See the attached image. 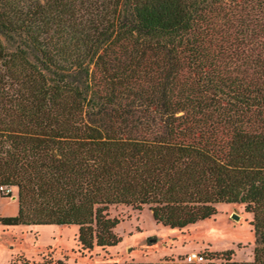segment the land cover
<instances>
[{
    "label": "trees",
    "instance_id": "1",
    "mask_svg": "<svg viewBox=\"0 0 264 264\" xmlns=\"http://www.w3.org/2000/svg\"><path fill=\"white\" fill-rule=\"evenodd\" d=\"M0 187V223L86 251L121 241L116 205L184 229L243 204L264 264V0H0Z\"/></svg>",
    "mask_w": 264,
    "mask_h": 264
},
{
    "label": "rangeland",
    "instance_id": "2",
    "mask_svg": "<svg viewBox=\"0 0 264 264\" xmlns=\"http://www.w3.org/2000/svg\"><path fill=\"white\" fill-rule=\"evenodd\" d=\"M0 190V217L18 213L17 187L11 196ZM16 197V198H14ZM217 213L184 229L155 222L151 211L128 205H116L111 214L121 219L115 232L121 241L112 247L82 250L77 225H16L0 223V264H100L103 262L185 260L189 252L206 258L200 264H220L223 257L208 258L209 252L232 250V261L250 264L254 257L253 215L243 204L218 203ZM238 215V219L233 215Z\"/></svg>",
    "mask_w": 264,
    "mask_h": 264
},
{
    "label": "built area",
    "instance_id": "3",
    "mask_svg": "<svg viewBox=\"0 0 264 264\" xmlns=\"http://www.w3.org/2000/svg\"><path fill=\"white\" fill-rule=\"evenodd\" d=\"M12 188V187H11ZM11 188L0 187V190L6 191L7 193L11 191ZM185 262L189 263H202L205 261V256L198 252H189L185 257Z\"/></svg>",
    "mask_w": 264,
    "mask_h": 264
},
{
    "label": "water",
    "instance_id": "4",
    "mask_svg": "<svg viewBox=\"0 0 264 264\" xmlns=\"http://www.w3.org/2000/svg\"><path fill=\"white\" fill-rule=\"evenodd\" d=\"M14 198H16V197H14ZM233 218L238 219V215L234 214Z\"/></svg>",
    "mask_w": 264,
    "mask_h": 264
}]
</instances>
